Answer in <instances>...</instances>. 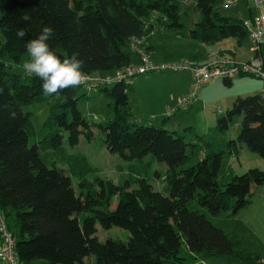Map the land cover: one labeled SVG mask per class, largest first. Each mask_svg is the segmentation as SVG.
Segmentation results:
<instances>
[{
  "label": "trees",
  "instance_id": "1",
  "mask_svg": "<svg viewBox=\"0 0 264 264\" xmlns=\"http://www.w3.org/2000/svg\"><path fill=\"white\" fill-rule=\"evenodd\" d=\"M217 1L197 0L198 16L188 26L180 13L184 0H0V212L6 223L7 216H15V230L7 226L15 235L19 264H186L208 257L229 264L262 263L236 236L189 207L196 201L215 216L237 213L251 203L253 187L264 184V170L253 167L226 183L219 181L224 154L238 155L240 144L264 158L262 93L235 98L219 118V127L227 129L240 115V133L227 149L216 150L209 142L197 144L204 136L143 121L146 116L136 115L129 102L132 85H97L95 92L112 99L111 118L98 123L105 144L130 163L115 181L101 174L86 154L72 153L64 144L66 133L72 147L82 134L94 137L93 124L78 106L90 92H81L80 84L48 96L38 78L14 68L27 53L25 42L44 25L54 29L49 41L54 52L61 59L78 53L88 74H109L139 62L130 40L156 30L158 24L206 43L233 38L241 44L248 36L244 19L222 14ZM25 14L31 19L23 20ZM18 29L26 33L22 40L16 36ZM152 48L149 38L147 49ZM206 57L190 54L196 63L211 59ZM223 80L233 84V77ZM47 99L52 131L30 145L35 130L24 106ZM149 155L154 158L146 162ZM195 157L196 163L188 164ZM156 161L167 165L166 192L156 191L150 181L157 174L152 166ZM98 224L127 229L130 235L125 241H102Z\"/></svg>",
  "mask_w": 264,
  "mask_h": 264
},
{
  "label": "rangeland",
  "instance_id": "2",
  "mask_svg": "<svg viewBox=\"0 0 264 264\" xmlns=\"http://www.w3.org/2000/svg\"><path fill=\"white\" fill-rule=\"evenodd\" d=\"M224 1L225 0H218L216 3L222 14L244 20L251 17L249 7L253 8L254 11L257 8L255 0H237V4L227 6H225ZM196 2L197 0H184V2H181L180 13L183 16V21L188 26H191L198 16ZM150 38L151 41H155L159 46L157 49H151L152 55L147 49L151 57L154 59L163 57L162 59H167L163 61L180 62L185 59H191L190 54L192 53L201 52L204 56L208 50L214 53L218 50L219 46H224L225 42L230 44L233 41V38H231L226 39V41L221 44L206 43L178 35L160 24L157 25L155 33ZM254 45L255 42L247 36L242 45H238L236 41L233 47L231 45V48H229L232 51L235 49L239 57H252ZM225 54L229 56L230 53L227 52ZM223 55L224 54L219 55L216 53L212 54L211 57L208 55L207 58H212L213 56V58H217ZM27 60L28 54L26 53L21 62L18 63L17 66L15 65L14 68H17V71L21 73H25L22 65ZM7 62L12 63V60L7 59ZM97 74L104 75V73ZM188 74L185 71H153L135 76L134 84L132 88L128 90L133 111L137 114L141 113L145 115L146 119L150 121L148 122L143 118L142 120L149 124L153 125V123H156L157 125H161L164 119L168 117L167 123L164 125L169 129H178L180 132L187 133L188 135L194 134L196 136H204V140L199 139L197 141L200 147L205 142H209L216 150L219 148H223L224 150L227 149L228 140L230 138H237L240 133L242 116H235L227 129L219 127V118L226 115L227 110L233 106L234 99L237 96H248L256 93H262L264 95V79L252 75H235L233 76L232 85H226L223 78L212 80L198 92L197 100L193 104L178 108V97L189 90L187 88L189 82L183 80L179 76H188ZM163 76L166 78L163 79ZM173 78H178V82H176L177 80L175 79L173 80ZM84 91L85 88H82L81 92ZM188 92L189 91L186 93ZM89 96L90 97H81L78 100V106L86 119L93 124L94 137L88 139L86 135L82 134L80 143L72 147L68 143V133H66L64 144L72 153L86 154L90 162L99 169L101 174L118 181L123 174H126L130 163L108 149L105 144L104 134L98 126L99 122H105L111 118L113 108L110 103L112 99L100 91L90 93ZM218 109H221L222 112H218ZM24 110L31 112V120L35 130V133L32 134L29 139V143L32 145L43 140L45 135L52 131L48 123L51 113L50 100H39L29 103L24 106ZM94 116H98L99 121H95ZM187 127H189V129H186ZM188 138H190V136H188ZM239 146L240 151L237 156L230 155L228 152L224 154L219 177V181L222 184L230 181L234 175H241L252 167L264 170V158L260 154L252 151L245 143ZM152 158H154L153 155H149L146 157L145 161L148 162L152 160ZM196 161L197 157L189 161L188 164L196 163ZM134 164H137V162H134ZM139 164L141 163L139 162ZM152 166L155 169L154 172L157 173L150 179L154 189L156 191L166 192V163L156 161ZM73 182L78 193V178L74 176ZM253 191L251 203L241 208L237 213L223 211L218 216H215L210 213L206 207L201 206L196 201L191 203L189 207L191 209L200 210L215 225L222 228L230 235L236 236L249 252L257 253L264 259V184L254 186ZM7 223L11 224L12 229L15 230L14 214L7 216ZM97 227V235L102 241L108 238L125 241L130 235L129 230L118 226L105 229L98 224ZM183 248H186L185 240ZM184 253H186L185 249ZM206 259L205 262L199 264H229L224 259L217 257ZM90 260H94V257H90ZM0 264L6 263L0 260Z\"/></svg>",
  "mask_w": 264,
  "mask_h": 264
},
{
  "label": "built area",
  "instance_id": "3",
  "mask_svg": "<svg viewBox=\"0 0 264 264\" xmlns=\"http://www.w3.org/2000/svg\"><path fill=\"white\" fill-rule=\"evenodd\" d=\"M225 6L237 4L234 0H225ZM258 12L251 18L244 20L248 30V36L255 42L254 49L256 56L249 60H239L233 56H219L206 63H196L190 59L184 61H159L151 57L147 51L149 38L155 33L152 30L147 35L133 37L130 40V48L139 57V62L129 64L113 73L88 74L83 73L81 83L88 92H95L99 84H111L117 81H124L132 85L134 77L153 71L182 72L191 74L192 85L188 93L178 97V108L186 107L197 100L198 92L210 81L217 78L233 77L245 74L264 79V0H255ZM221 113L222 110L218 109ZM170 113V112H169ZM0 260L6 264H19L16 252V239L12 230L9 229L6 219L0 212ZM261 264H264V259Z\"/></svg>",
  "mask_w": 264,
  "mask_h": 264
},
{
  "label": "clouds",
  "instance_id": "4",
  "mask_svg": "<svg viewBox=\"0 0 264 264\" xmlns=\"http://www.w3.org/2000/svg\"><path fill=\"white\" fill-rule=\"evenodd\" d=\"M22 19L28 21L31 17L25 14ZM25 35L23 29L16 32L18 39L22 40ZM53 35V27L44 25L34 38L26 41L24 47L28 60L22 65L26 75L39 79L42 92L48 96L75 88L83 82V60L75 52L61 59L49 44Z\"/></svg>",
  "mask_w": 264,
  "mask_h": 264
},
{
  "label": "crops",
  "instance_id": "5",
  "mask_svg": "<svg viewBox=\"0 0 264 264\" xmlns=\"http://www.w3.org/2000/svg\"><path fill=\"white\" fill-rule=\"evenodd\" d=\"M249 10H250V16H254L258 11H257V8H256V10L254 11V9L253 8H251V7H249ZM150 41H151V38H150ZM226 41V39L225 40H222V41H219V42H217V43H219V44H221V43H224ZM237 40H235V39H233V41L230 43V44H228L227 42H225V44H224V46H219V48H218V50L217 51H215L214 53H211V52H209V50L206 52V54H207V56L208 55H210V57L212 56V54H219V55H222V54H224L223 56H228V55H226L225 53H227V52H229V53H234V56L233 57H236L237 59H239V60H249V59H251V58H253V57H255L254 55H256V52H255V50H253V56L251 57H239L238 56V54H237V51H235V49H234V51H231V45H232V47H233V45L235 44V42H236ZM244 41V40H243ZM238 43V42H237ZM243 43V42H242ZM242 43L241 44H238V45H242ZM151 44H152V46H153V48L152 49H157V47H159L158 45H157V43H155V41H151ZM218 44V45H219ZM255 46V45H254ZM254 46H253V49H254ZM230 47V48H229ZM149 53L151 54V51H149ZM161 54V53H160ZM152 55V54H151ZM165 56V55H164ZM229 56H231V55H229ZM210 57H208V58H210ZM214 57V56H213ZM213 57L211 58V59H213ZM163 57H157V58H155V59H157V60H159V61H163V60H167V59H162ZM205 57H203L202 59H204ZM207 58V57H206ZM210 59V60H211ZM205 60V59H204ZM204 60H201V61H204ZM207 60V59H206ZM185 72H187V71H185ZM189 72H187V74H188ZM160 77H162V76H160ZM180 78H182L183 80H187L188 82H189V85H188V89L189 90H187V91H190V89H191V85H192V77H191V74L189 73L188 74V76H183V75H181V76H179ZM164 78H166V77H164L163 76V79ZM177 80L176 82H178V78L176 79V78H173V80ZM218 79V78H217ZM215 80V79H214ZM211 82V81H210ZM133 84H134V82H133ZM132 84V85H133ZM208 84V83H207ZM207 84H205V85H207ZM204 85V86H205ZM201 90H202V88H201ZM186 91V92H187ZM186 92H184V93H182V94H185ZM181 94V95H182ZM129 96V95H128ZM235 100V99H234ZM129 102H130V105H131V99H130V97H129ZM167 106V105H166ZM194 106V105H193ZM192 106V107H193ZM191 107V108H192ZM131 108H132V105H131ZM166 108V107H165ZM169 108V107H168ZM132 110H133V108H132ZM169 110H170V108H169ZM191 110V109H190ZM134 112V111H133ZM219 112V111H218ZM135 113V112H134ZM136 115H138V116H145V115H143V114H141V113H139V114H137V113H135ZM167 123V121L165 122H163V124H166ZM180 125H181V123H180ZM231 139V138H230ZM229 139V140H230ZM229 140H228V142H229ZM240 151V150H239ZM238 154H239V152H238ZM230 155H236L237 156V154L236 153H230ZM208 258H210V257H208ZM207 259L206 258H200V259H196V260H193V261H190V262H188V263H186V264H199V263H201V262H205Z\"/></svg>",
  "mask_w": 264,
  "mask_h": 264
}]
</instances>
